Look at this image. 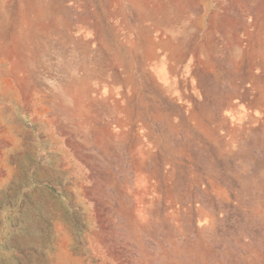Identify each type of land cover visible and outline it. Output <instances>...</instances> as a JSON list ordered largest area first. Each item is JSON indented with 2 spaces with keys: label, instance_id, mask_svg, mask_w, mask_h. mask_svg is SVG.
<instances>
[{
  "label": "rangeland",
  "instance_id": "374dc122",
  "mask_svg": "<svg viewBox=\"0 0 264 264\" xmlns=\"http://www.w3.org/2000/svg\"><path fill=\"white\" fill-rule=\"evenodd\" d=\"M0 264H264V0H0Z\"/></svg>",
  "mask_w": 264,
  "mask_h": 264
}]
</instances>
